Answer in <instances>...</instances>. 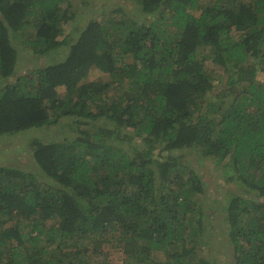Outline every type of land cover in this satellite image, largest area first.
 Segmentation results:
<instances>
[{"label": "trees", "instance_id": "16d2710c", "mask_svg": "<svg viewBox=\"0 0 264 264\" xmlns=\"http://www.w3.org/2000/svg\"><path fill=\"white\" fill-rule=\"evenodd\" d=\"M90 1L0 0V136L64 135L0 165V264H218L186 152L237 189L229 264H264V0H104L82 26Z\"/></svg>", "mask_w": 264, "mask_h": 264}, {"label": "rangeland", "instance_id": "374dc122", "mask_svg": "<svg viewBox=\"0 0 264 264\" xmlns=\"http://www.w3.org/2000/svg\"><path fill=\"white\" fill-rule=\"evenodd\" d=\"M103 3L104 0H91L87 7H84L82 5H80V7H75L78 6L77 3H75L74 7L77 9V14L79 15L77 19L82 21L80 25L82 26L83 24L86 25L87 22L90 20L89 16H91L92 14H94L95 16L98 15L100 11V7L104 5ZM108 4L111 8H115L120 5L127 16H130L131 14H137V9L135 7L136 5L131 0H128L126 2H119V1L110 2ZM111 8H109V11ZM108 12L104 13L105 17L108 16ZM114 16H116L117 18L121 17L119 13H116ZM73 26L74 23H69L67 24L65 29L66 30L65 34L71 36L70 37L71 41L74 38H76L75 34H68L70 33ZM205 56L208 57L207 64L205 65V69L209 74H211V76H213L216 79V83H217L216 85L219 86L221 83H223L228 73L224 68L214 64L210 52L209 53L206 52ZM19 58L20 59L22 58L21 53H19ZM30 67L31 65L28 64L27 68L30 69ZM98 79L103 81L108 80V78H106L104 74L92 68L89 72V75L86 77L85 81H95ZM258 79L262 81L263 75L258 74ZM58 93L62 94L63 90L59 88ZM55 131H57V129L49 130L46 133H44L42 130H32L26 134L14 136V137L0 136V165H13L15 167L30 168V166L32 165V160L30 158L31 153L29 151V147L33 143V140L42 139L44 134L49 140L62 141L64 135H62L61 133H55ZM135 144H137V140L135 141ZM123 148L125 150L126 146ZM156 154L157 152H155V155ZM184 159L187 165L191 166L196 170L197 174L201 176L202 181L206 185V194H205L206 199L204 200L205 202H207V204L204 208V211L209 210V208L211 207L214 208L218 206V209L215 208L216 211H214L213 216L211 217V219H209L210 226L212 227L211 235L213 234L212 232H214V234L212 235V241H211L212 245L208 246L209 248L206 254L210 258L213 257L215 260H217L218 264H229L231 261L229 257V252H231V247L225 244V241L227 240L226 230H225L226 228H224L226 227V224H224L225 220L223 216L225 213L223 209L221 210L219 208H222L224 206L227 196L232 195L234 191L235 192L237 191V189L234 188L232 185H228L224 183L223 179L225 178H223L222 175L220 174L221 172L219 170V167L212 164V161L200 160L199 158L195 157L192 153L189 152H186V154L184 155ZM193 195L194 194H192V196ZM27 223L24 227L25 232H29L31 228L29 226V222ZM105 252L107 253L108 256V252H109L108 248L105 249ZM105 263H106L105 259L99 258L98 261H95V264H105Z\"/></svg>", "mask_w": 264, "mask_h": 264}, {"label": "clouds", "instance_id": "9594fccd", "mask_svg": "<svg viewBox=\"0 0 264 264\" xmlns=\"http://www.w3.org/2000/svg\"><path fill=\"white\" fill-rule=\"evenodd\" d=\"M40 64H42V63H40V62H38V63H32V64H30V65H31L30 69H33V66H34V65H40ZM40 66H41V65H40Z\"/></svg>", "mask_w": 264, "mask_h": 264}]
</instances>
